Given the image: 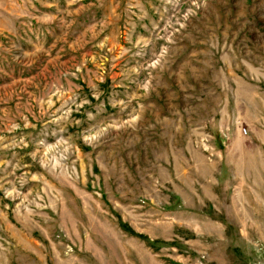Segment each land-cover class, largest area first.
I'll use <instances>...</instances> for the list:
<instances>
[{
    "label": "rangeland",
    "instance_id": "obj_1",
    "mask_svg": "<svg viewBox=\"0 0 264 264\" xmlns=\"http://www.w3.org/2000/svg\"><path fill=\"white\" fill-rule=\"evenodd\" d=\"M0 264H264V0H0Z\"/></svg>",
    "mask_w": 264,
    "mask_h": 264
}]
</instances>
